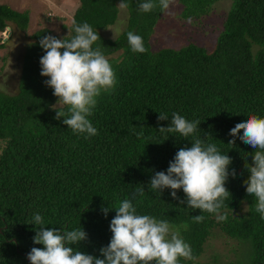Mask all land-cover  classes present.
<instances>
[{"label": "trees", "instance_id": "trees-1", "mask_svg": "<svg viewBox=\"0 0 264 264\" xmlns=\"http://www.w3.org/2000/svg\"><path fill=\"white\" fill-rule=\"evenodd\" d=\"M214 1L179 0L180 14L199 16ZM117 2L121 0H79L69 34L59 38L70 40L74 25L87 22L101 38L93 48H100L116 73L115 90L102 92L89 117L97 135L85 138L64 125L63 117L56 119L52 105L58 98L44 83L49 77L40 74L45 54L40 40L56 36L47 28L29 36L15 93L0 91V264H30L27 254L43 247L34 244L35 225L28 223L37 212L44 227L62 232L83 228L88 238L73 245L74 250L103 258L99 250L110 242V222L116 215L111 207L124 199L132 200L138 215L168 221L191 246L194 258L202 253L210 230L218 227L245 247L241 264H264V219L244 184L250 175L245 166L253 163L255 150L239 136L234 145L228 144L236 123L250 115L264 117V0H232L210 50L194 43L152 50L149 39L161 14L159 0L147 13L139 10L145 0H123L125 27L113 39L104 37L100 31L114 23ZM28 20L27 10L0 3V31L8 22L25 31ZM129 31L143 38L146 52H132ZM57 110L67 113L68 106ZM160 113L168 119L158 121ZM172 113L201 121L197 132L187 139L161 133L159 127L170 124ZM141 127L143 135L137 136ZM194 138L231 157L225 185L230 198L221 209L226 221L187 207L182 189L175 199L171 189L159 194L148 186L155 172H166L176 152L191 147ZM138 191L143 197L133 199ZM103 207H109L107 216ZM199 214L205 220L195 223L192 217ZM180 264L197 263L181 258Z\"/></svg>", "mask_w": 264, "mask_h": 264}, {"label": "clouds", "instance_id": "clouds-1", "mask_svg": "<svg viewBox=\"0 0 264 264\" xmlns=\"http://www.w3.org/2000/svg\"><path fill=\"white\" fill-rule=\"evenodd\" d=\"M121 7L127 5L121 0ZM174 0H159L161 12H170ZM157 7L154 0H145L139 4V10L150 12ZM75 35L69 39H59L47 35L40 40L45 54L40 57L41 75L49 77L44 83L53 89L57 103L68 106V112L56 109V119L63 117L62 123L73 133L86 134L85 138L98 134L89 117L97 105V98L103 93L115 90L118 83L116 73L99 47L93 45L101 40L97 31L87 22L74 25ZM128 43L134 53L147 51L143 38L129 31ZM63 49V51H61ZM168 115L160 113L158 121L167 120ZM201 121H188L179 113H172L167 127H159L161 133H179L187 139L193 136ZM143 135V128L136 133ZM233 139L228 144L234 145L235 138L250 145L254 150L253 163L245 166L250 175L244 181L246 192L256 198V212L264 219V117L250 115L231 128ZM168 137L166 136V139ZM165 139V140H166ZM231 157L221 154L215 144H205L200 138H194L191 147L180 148L169 167L152 176L149 187L154 192L162 193L171 189V196L179 199L177 190L185 194L187 207L200 212L216 214L218 221H226L227 214L222 213L224 201L230 198L226 188L229 177ZM231 175H236L235 169ZM143 197L144 192L133 194ZM181 204L185 200H180ZM116 215L110 222L112 237L107 246L100 248L103 258L74 250L88 238L86 231L44 227L45 221L37 212L28 223L35 225L34 244L27 254L30 264H180L181 258L194 260L191 246L185 242L179 231L166 220H157L149 215H138L132 200L124 199L117 207ZM107 216L109 207L102 208ZM195 223H202L201 214L192 217ZM36 226H40L37 230Z\"/></svg>", "mask_w": 264, "mask_h": 264}, {"label": "rangeland", "instance_id": "rangeland-1", "mask_svg": "<svg viewBox=\"0 0 264 264\" xmlns=\"http://www.w3.org/2000/svg\"><path fill=\"white\" fill-rule=\"evenodd\" d=\"M231 2L232 0H215L204 14L184 18L180 14L182 6L179 0H174L170 12H161L157 19L149 39L150 48L177 49L194 43L210 50ZM0 3H5L16 11H28L29 20L25 31L18 30L9 22L0 31V43H3L0 48V91L13 94L17 89L22 53L31 41L30 34L44 27L58 38L67 36L71 17L79 0H0ZM116 5L118 13L114 23L100 31L109 39L116 37L126 24V9L121 7L120 2ZM118 53L119 51L113 53L111 57L115 58ZM57 106H61L59 102ZM240 212L243 213L242 209ZM244 251L245 247L241 243L227 237L218 227H213L203 244L202 253L194 261L197 264H241L245 257Z\"/></svg>", "mask_w": 264, "mask_h": 264}]
</instances>
